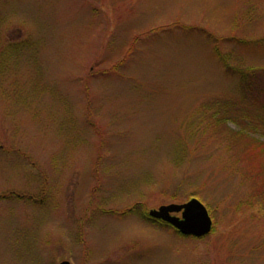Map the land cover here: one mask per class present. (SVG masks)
Instances as JSON below:
<instances>
[{
  "label": "rangeland",
  "instance_id": "rangeland-1",
  "mask_svg": "<svg viewBox=\"0 0 264 264\" xmlns=\"http://www.w3.org/2000/svg\"><path fill=\"white\" fill-rule=\"evenodd\" d=\"M65 260L264 264V0L2 1L0 264Z\"/></svg>",
  "mask_w": 264,
  "mask_h": 264
},
{
  "label": "water",
  "instance_id": "water-1",
  "mask_svg": "<svg viewBox=\"0 0 264 264\" xmlns=\"http://www.w3.org/2000/svg\"><path fill=\"white\" fill-rule=\"evenodd\" d=\"M2 0H0L1 3ZM150 219L162 221L174 228L181 236L202 239L212 233L213 221L206 206L198 199L185 204H172L151 210ZM60 264H71L62 261Z\"/></svg>",
  "mask_w": 264,
  "mask_h": 264
},
{
  "label": "flooded vegetation",
  "instance_id": "flooded-vegetation-1",
  "mask_svg": "<svg viewBox=\"0 0 264 264\" xmlns=\"http://www.w3.org/2000/svg\"><path fill=\"white\" fill-rule=\"evenodd\" d=\"M2 1H3V0H2ZM2 1H1V3H2ZM1 3H0V4H1Z\"/></svg>",
  "mask_w": 264,
  "mask_h": 264
},
{
  "label": "trees",
  "instance_id": "trees-1",
  "mask_svg": "<svg viewBox=\"0 0 264 264\" xmlns=\"http://www.w3.org/2000/svg\"><path fill=\"white\" fill-rule=\"evenodd\" d=\"M148 217V216H147ZM171 228V227H170ZM173 229V228H172Z\"/></svg>",
  "mask_w": 264,
  "mask_h": 264
}]
</instances>
